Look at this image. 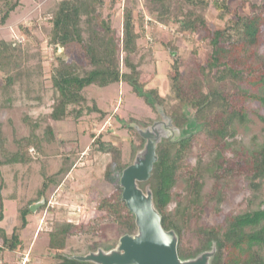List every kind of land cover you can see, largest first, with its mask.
<instances>
[{
    "label": "trees",
    "instance_id": "1",
    "mask_svg": "<svg viewBox=\"0 0 264 264\" xmlns=\"http://www.w3.org/2000/svg\"><path fill=\"white\" fill-rule=\"evenodd\" d=\"M143 1L161 26L175 25L177 32L187 35L205 33L201 38L205 37L211 49L204 61L195 50L188 58L175 57L170 64L171 73L167 74L175 99L167 114L181 133L176 140L164 139L158 144V159L148 181L162 226L177 233V252L181 259L194 257L215 243L211 264H264V128L258 134L250 125L252 115L264 122V52L259 49L264 28V0L260 3ZM19 3L20 0H0V24L6 22ZM137 4V0L124 2L120 35L109 13L103 16L104 0H58L54 4L48 17V42L62 51L56 55L49 75L52 104L49 111L36 117L24 113L22 121L28 127V134L15 141L14 150L3 145L0 148L6 164L27 165L33 160L30 149L38 154L44 142H52L51 120L78 118L84 109L87 113H102L95 104L85 106L83 90L90 85L103 87L122 81L152 110L156 111V105L164 103L165 97L157 88H146L142 79L143 56L138 39L145 27L142 15L137 16V21L134 19ZM209 6L217 11L220 19L229 16L223 26L209 27L206 17ZM20 29L23 36L31 33L25 26L20 25ZM25 60L28 53L19 42L0 39V70L4 74L0 92L5 95L0 106L13 102L17 83L32 80L34 71L24 65ZM35 73L40 76L41 70ZM34 98L40 101V96ZM41 126L43 132L38 133ZM129 130L141 146L143 139L134 126L130 125ZM92 139L91 147L112 158L103 177L113 186V191L97 200L98 214L88 221L83 222L81 214L73 208L66 219L50 223L47 246L55 252L50 264H93L71 258L72 254H62V251L69 236L96 233L104 221L111 222L122 235L136 228L134 215L121 198L119 179L128 163L122 162L121 150L112 141H102L99 136ZM196 143L200 147L193 153ZM69 163L65 159L56 174L46 175L42 170L38 199L44 197L50 184L57 185L61 175L72 171ZM234 179L244 181L246 186L244 209L227 213L220 222L205 223L206 212L220 213ZM3 199L0 191V222ZM30 202L17 206L19 223L9 234L0 226L1 249H22L20 234L28 224ZM0 261L6 264L2 254Z\"/></svg>",
    "mask_w": 264,
    "mask_h": 264
},
{
    "label": "rangeland",
    "instance_id": "2",
    "mask_svg": "<svg viewBox=\"0 0 264 264\" xmlns=\"http://www.w3.org/2000/svg\"><path fill=\"white\" fill-rule=\"evenodd\" d=\"M58 0H20L17 8L11 12L4 24H0V39L17 41L28 53V60L24 65L33 72L30 82L17 83L14 86L13 102L9 106H0V148L15 149V141L28 134V127L23 123L24 113L36 117L50 110L52 104V87L50 72L55 57L62 48L54 49L48 42L50 10ZM103 16L109 13L110 20L120 35L122 9L126 0H104ZM128 1V0H127ZM134 19L140 14L144 18V33L138 39L142 46L143 61L141 68L142 79L146 88H157L158 93L165 97L163 104H158L156 111L152 110L142 98L135 95L131 87L125 82L111 83L103 87L90 85L85 87V106L95 104L103 112H90L84 109L81 116H69L63 120L50 121L53 126L54 140L44 142L42 151L33 155V160L27 165L6 164L0 150V191L3 195V219L0 226L9 234L13 226L19 223L17 206L31 201L29 207L35 205L28 216V224L21 231L23 247L21 250L10 251L0 248V255L6 264H16L24 256L30 264H50L54 260V251L47 246L50 223L66 219L70 209L81 214L83 222L95 217L96 202L101 197L108 196L113 186L104 177V170L112 159L107 153L91 147L92 138L99 136L102 141H112L121 150L122 162L130 164L136 152L143 147L139 139L130 133L129 126H149L160 119L158 109L161 108L167 116V111L175 103L169 88L167 74L171 73L170 64L174 58H188L195 50L201 61L211 52L207 41L201 36L205 33L187 35L177 32L175 25L161 26L155 21L154 13L148 12L143 0H137ZM260 3L262 0H247ZM245 11L248 8H244ZM210 28L221 27L225 19L217 16L212 7L206 11ZM21 26L30 31L29 36L21 34ZM172 41V43H171ZM260 52H264V28L262 33ZM123 53L121 52V61ZM41 70V75L35 71ZM4 74L0 70V85ZM33 87V89L31 88ZM28 89V90H27ZM40 96V101L34 97ZM5 95L0 92V103ZM165 105V106H164ZM251 130L258 134L264 128L256 115H252ZM43 127L38 133L43 132ZM92 134L94 136H92ZM140 137V136H139ZM141 138V137H140ZM142 139V138H141ZM132 148V145H136ZM199 143L194 146V152L199 150ZM68 160L72 171L61 175L57 185L50 184L44 197L38 199V191L42 185V170L47 175L56 174L64 160ZM182 185H179L181 188ZM150 187L147 182L142 188ZM246 186L242 180H233L227 200L221 205L220 213L206 212L203 221L214 224L223 220L230 212L244 209L242 203L246 196ZM44 202L47 204L42 208ZM172 207V204H171ZM122 236L111 222L104 221L96 233L74 234L66 239L62 254H85L95 251L99 246L114 247ZM0 239V245H1ZM96 248V249H97Z\"/></svg>",
    "mask_w": 264,
    "mask_h": 264
},
{
    "label": "water",
    "instance_id": "3",
    "mask_svg": "<svg viewBox=\"0 0 264 264\" xmlns=\"http://www.w3.org/2000/svg\"><path fill=\"white\" fill-rule=\"evenodd\" d=\"M158 106L156 105V108ZM160 119L149 126H134L144 140L133 161L123 168L120 175L121 198L134 215L135 230L119 237L110 249L98 247L85 254H72L71 258L93 264H211L216 252L215 243L194 257L181 259L177 252L178 235L174 229L162 226L161 214L155 207L153 192L141 183L149 181L154 163L158 159V144L164 140H176L180 129L173 125L170 116L158 109ZM35 205L30 206L33 210Z\"/></svg>",
    "mask_w": 264,
    "mask_h": 264
},
{
    "label": "built area",
    "instance_id": "4",
    "mask_svg": "<svg viewBox=\"0 0 264 264\" xmlns=\"http://www.w3.org/2000/svg\"><path fill=\"white\" fill-rule=\"evenodd\" d=\"M27 262H28V257L24 256V257L22 258V260L20 261V264H27ZM0 264H2L1 261H0Z\"/></svg>",
    "mask_w": 264,
    "mask_h": 264
},
{
    "label": "crops",
    "instance_id": "5",
    "mask_svg": "<svg viewBox=\"0 0 264 264\" xmlns=\"http://www.w3.org/2000/svg\"><path fill=\"white\" fill-rule=\"evenodd\" d=\"M4 260V259H3ZM28 264H30V263H28Z\"/></svg>",
    "mask_w": 264,
    "mask_h": 264
}]
</instances>
